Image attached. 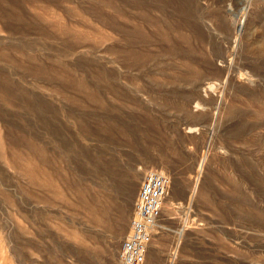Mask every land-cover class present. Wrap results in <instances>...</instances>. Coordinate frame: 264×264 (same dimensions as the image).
<instances>
[{"label": "rangeland", "instance_id": "rangeland-1", "mask_svg": "<svg viewBox=\"0 0 264 264\" xmlns=\"http://www.w3.org/2000/svg\"><path fill=\"white\" fill-rule=\"evenodd\" d=\"M264 264V0H0V264Z\"/></svg>", "mask_w": 264, "mask_h": 264}, {"label": "built area", "instance_id": "built-area-1", "mask_svg": "<svg viewBox=\"0 0 264 264\" xmlns=\"http://www.w3.org/2000/svg\"><path fill=\"white\" fill-rule=\"evenodd\" d=\"M171 179L158 172L146 174L135 206L128 236L119 251L120 264H145L157 234Z\"/></svg>", "mask_w": 264, "mask_h": 264}]
</instances>
